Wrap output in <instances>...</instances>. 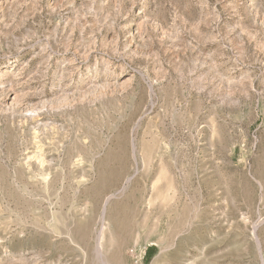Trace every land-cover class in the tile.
Returning <instances> with one entry per match:
<instances>
[{
  "label": "rangeland",
  "instance_id": "1",
  "mask_svg": "<svg viewBox=\"0 0 264 264\" xmlns=\"http://www.w3.org/2000/svg\"><path fill=\"white\" fill-rule=\"evenodd\" d=\"M0 74V264H264V0H0Z\"/></svg>",
  "mask_w": 264,
  "mask_h": 264
},
{
  "label": "bare ground",
  "instance_id": "2",
  "mask_svg": "<svg viewBox=\"0 0 264 264\" xmlns=\"http://www.w3.org/2000/svg\"><path fill=\"white\" fill-rule=\"evenodd\" d=\"M10 81H7V80H4V75H1L0 74V88L1 89H4V88H7V87H9L10 86ZM6 99H10V100H14L15 99V96H13V91H11V90H8V93L6 94ZM111 197V196H110ZM109 200L110 199H107V200H105V203H104V208H103V216L102 217H104V215H106L105 213H106V206H107V204H108V202H109ZM105 219V218H104ZM103 228V227H102ZM100 235V236H99ZM98 236H99V241H98V246H97V250H98V252H99V255H100V257H101V259H102V261L104 262V264H106V262L104 261V256H103V254H102V247H103V241H104V233L102 232H100V234H99ZM136 244V243H135ZM134 244V245H135ZM133 249V248H132ZM120 251L122 252V251H124L123 250V248H120ZM130 251V250H129ZM128 252V251H127ZM131 253H132V251H131ZM108 258V257H107ZM122 258H125V256H123V254H121L120 256H119V263L121 262H123L122 261ZM109 260V259H108ZM125 262V261H124ZM123 262V263H124ZM139 262V259L138 260H136V263H138Z\"/></svg>",
  "mask_w": 264,
  "mask_h": 264
}]
</instances>
